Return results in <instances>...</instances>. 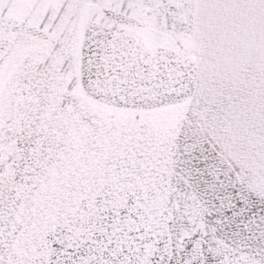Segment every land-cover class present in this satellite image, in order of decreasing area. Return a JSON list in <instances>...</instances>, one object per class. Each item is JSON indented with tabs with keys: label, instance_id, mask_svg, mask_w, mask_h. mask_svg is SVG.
<instances>
[{
	"label": "snow or ice",
	"instance_id": "1",
	"mask_svg": "<svg viewBox=\"0 0 264 264\" xmlns=\"http://www.w3.org/2000/svg\"><path fill=\"white\" fill-rule=\"evenodd\" d=\"M0 264H264V0H0Z\"/></svg>",
	"mask_w": 264,
	"mask_h": 264
}]
</instances>
